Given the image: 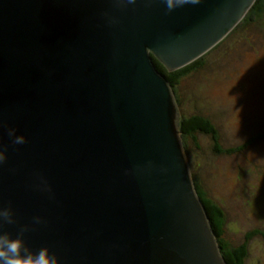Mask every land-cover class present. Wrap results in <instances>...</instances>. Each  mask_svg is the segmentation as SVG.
Listing matches in <instances>:
<instances>
[{
  "label": "water",
  "instance_id": "water-1",
  "mask_svg": "<svg viewBox=\"0 0 264 264\" xmlns=\"http://www.w3.org/2000/svg\"><path fill=\"white\" fill-rule=\"evenodd\" d=\"M255 1L0 0V235L58 264H226L153 58L188 66Z\"/></svg>",
  "mask_w": 264,
  "mask_h": 264
},
{
  "label": "rangeland",
  "instance_id": "rangeland-1",
  "mask_svg": "<svg viewBox=\"0 0 264 264\" xmlns=\"http://www.w3.org/2000/svg\"><path fill=\"white\" fill-rule=\"evenodd\" d=\"M173 100L177 126L179 118H207L222 150H232L215 155L201 133L194 135L196 144L183 142L192 181L197 177L225 211L227 240L237 246L247 233L264 235V12L210 50L202 67L181 80ZM248 254L245 264H264L261 236L251 239Z\"/></svg>",
  "mask_w": 264,
  "mask_h": 264
},
{
  "label": "trees",
  "instance_id": "trees-1",
  "mask_svg": "<svg viewBox=\"0 0 264 264\" xmlns=\"http://www.w3.org/2000/svg\"><path fill=\"white\" fill-rule=\"evenodd\" d=\"M264 12V0H256L253 4L252 8L248 12V14L244 17V19L236 26L233 30L235 31L238 27H243L244 24H250L254 21L256 16H260ZM232 31V32H233ZM231 32V33H232ZM222 42V41H221ZM220 42V43H221ZM219 43V44H220ZM218 44V45H219ZM207 54V53H206ZM205 54V55H206ZM204 55V56H205ZM199 58L198 60L194 61L193 63L185 66L177 71L168 72L162 65L153 58L154 64L156 68L165 76L167 82L169 83L170 88L172 89V93L176 94L181 83V80L187 76L188 73L196 71L200 69L203 65V57ZM177 101V100H176ZM178 106V101H177ZM178 129L180 133V137L182 143L187 138L192 139L194 144H196V138L194 135L196 133H201L209 137L212 142V152L215 155L218 154H228L232 152V150H225L223 151L220 147L221 144L218 141V130L214 124L207 118H204L200 115H191L188 117H183V119L179 118ZM184 147V144H183ZM185 150V148H184ZM239 152L240 149H237ZM236 153V150H233ZM193 184L195 191L198 195V198L201 201V204L204 207V210L207 214L209 219V224L211 229L216 237V242L218 248L220 250V254L225 260L227 264H245L246 259L248 258V250H249V242L255 235H259L264 239V235L258 231H252L247 233L244 236V240L237 246H232L231 243L225 237V230H226V214L222 207L217 205L206 193L205 189L202 188L197 177L193 176Z\"/></svg>",
  "mask_w": 264,
  "mask_h": 264
},
{
  "label": "clouds",
  "instance_id": "clouds-1",
  "mask_svg": "<svg viewBox=\"0 0 264 264\" xmlns=\"http://www.w3.org/2000/svg\"><path fill=\"white\" fill-rule=\"evenodd\" d=\"M120 2L123 4H136L137 0H120ZM162 2L170 13L185 5H197L200 3V0H162ZM9 136L15 137L12 142L16 145H23L26 143L24 136H15V130H11ZM3 161L4 156L0 154V163ZM3 207L4 206L0 204V209H3ZM4 223L9 225L15 223L12 218L10 205L8 210L0 211V228H2ZM23 234L24 230H21L14 239L7 234L0 235V264H58V257L55 253H50L48 247H42L35 253L26 247L22 239Z\"/></svg>",
  "mask_w": 264,
  "mask_h": 264
},
{
  "label": "bare ground",
  "instance_id": "bare-ground-1",
  "mask_svg": "<svg viewBox=\"0 0 264 264\" xmlns=\"http://www.w3.org/2000/svg\"><path fill=\"white\" fill-rule=\"evenodd\" d=\"M224 39H225V38H224ZM224 39H223V40H224ZM220 42H221V41H220ZM220 42H219V43H220ZM219 43H218V44H219ZM207 53H208V52H207ZM204 55H205V54H204ZM204 55H203V56H204ZM200 58H201V57H200ZM198 59H199V58H198ZM198 59H197V60H198ZM164 77H165V76H164ZM165 79H166V78H165ZM166 81H167V80H166ZM167 83H168V82H167ZM168 84H169V83H168ZM187 166H188V165H187ZM189 173H190V172H189ZM190 180H191V183H192L193 188H194V184H193V181H192V179H191V174H190ZM194 190H195V188H194ZM195 193H196V191H195ZM196 194H197V193H196ZM197 197H198V195H197ZM199 200H200V199H199ZM208 221H209V219H208ZM210 227H211V226H210ZM214 235H215V234H214ZM215 242H216V237H215ZM216 244H217V242H216ZM217 247H218V245H217ZM218 249H219V248H218ZM219 252H220V250H219ZM220 255H221V254H220ZM221 257H222V256H221ZM222 258H223V257H222ZM224 261H225V260H224ZM226 264H227V263H226Z\"/></svg>",
  "mask_w": 264,
  "mask_h": 264
}]
</instances>
